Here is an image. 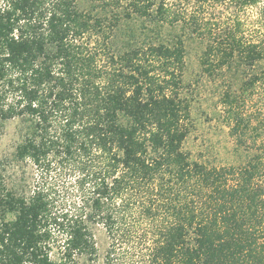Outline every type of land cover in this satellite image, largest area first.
<instances>
[{"label":"trees","instance_id":"1","mask_svg":"<svg viewBox=\"0 0 264 264\" xmlns=\"http://www.w3.org/2000/svg\"><path fill=\"white\" fill-rule=\"evenodd\" d=\"M166 1L129 0L106 24L76 0H0V122L24 124L15 159L40 172L53 159L73 163L82 192L79 204L58 210L44 186L20 196L0 178V264H264V135L245 164L190 160L182 35L207 40L200 64L209 75L236 61L257 65L264 47L239 36L238 19L217 36ZM225 1L264 14V0H203ZM121 17L139 19L145 40L111 52L109 69L100 70L77 42L92 31L105 35L104 25ZM179 21L182 35L164 41L162 29ZM224 97L230 135L246 145L242 98Z\"/></svg>","mask_w":264,"mask_h":264},{"label":"rangeland","instance_id":"2","mask_svg":"<svg viewBox=\"0 0 264 264\" xmlns=\"http://www.w3.org/2000/svg\"><path fill=\"white\" fill-rule=\"evenodd\" d=\"M128 2L129 0H76V5L91 18H102L107 24L113 14L121 15L129 7ZM166 2L172 11L181 16L186 12L194 13L217 36L223 37L225 31L233 29L238 19L241 22L239 36L246 42L259 43L264 47V14L258 8L240 12L229 1L222 4L203 0ZM104 26L105 35L92 31L77 42L86 53L95 56L94 65L100 70L109 69L108 57L111 52L123 51L129 42L142 44L147 32L143 31L142 22L135 18L121 17L115 25ZM180 26V21L175 29L165 26L161 31L163 40L182 35ZM148 33L154 37L150 31ZM132 34L133 38H130ZM182 36L186 48L182 98L189 104V116L185 119L188 135L183 143V150L190 160L208 167L245 164L248 156L260 144L261 138L258 135H264V79L249 88H246L245 83L264 71V60L253 67L236 61L237 63L233 62L209 75L200 64L207 40L189 32ZM228 93L242 98L239 99V111L244 118L250 120L249 138L257 140L255 145L249 139L246 145L237 146L230 135L231 119L224 101V95ZM23 127L24 124L19 119L0 122V178L6 187L17 195L29 196L34 187L40 184L53 194L58 210L70 209L72 204H79L82 192L78 190L75 164H62L61 160L53 159L51 169L40 172L30 161L18 162L15 159L16 147L22 141ZM96 239L101 263L107 245V236L101 228L96 230Z\"/></svg>","mask_w":264,"mask_h":264}]
</instances>
